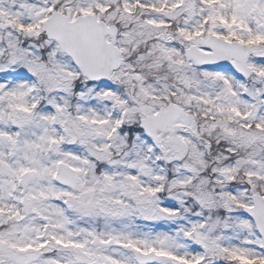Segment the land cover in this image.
<instances>
[{
	"label": "snow or ice",
	"instance_id": "6c2138e0",
	"mask_svg": "<svg viewBox=\"0 0 264 264\" xmlns=\"http://www.w3.org/2000/svg\"><path fill=\"white\" fill-rule=\"evenodd\" d=\"M0 264H264V0H0Z\"/></svg>",
	"mask_w": 264,
	"mask_h": 264
}]
</instances>
